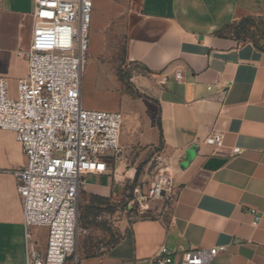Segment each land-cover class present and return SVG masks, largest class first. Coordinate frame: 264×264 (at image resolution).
I'll use <instances>...</instances> for the list:
<instances>
[{
  "label": "crops",
  "instance_id": "obj_1",
  "mask_svg": "<svg viewBox=\"0 0 264 264\" xmlns=\"http://www.w3.org/2000/svg\"><path fill=\"white\" fill-rule=\"evenodd\" d=\"M93 1V83L122 114L124 157L103 159L84 192L117 197L136 179L125 158L150 151L172 164L177 189L167 214L132 222L81 264H143L163 247L179 264L215 247L226 251L211 264H264V0ZM35 10V0H0V78L13 96L28 75L20 53L31 47ZM211 159L225 162L207 170ZM26 164L15 135L0 129V264H27L14 176ZM32 233L45 248L40 229Z\"/></svg>",
  "mask_w": 264,
  "mask_h": 264
},
{
  "label": "built area",
  "instance_id": "obj_2",
  "mask_svg": "<svg viewBox=\"0 0 264 264\" xmlns=\"http://www.w3.org/2000/svg\"><path fill=\"white\" fill-rule=\"evenodd\" d=\"M35 1L31 47L20 53L28 75L16 96L0 78V129L15 135L27 158L26 166L14 172L24 206L27 264H68L73 258L79 264L80 195L87 175L104 170L103 159L123 160V118L120 112L83 106L93 0ZM176 79H182L181 71ZM219 140L216 133L206 142L216 145ZM173 187L174 180L161 175L151 194L162 198ZM35 228L47 229L45 248L35 240ZM224 251L226 247L193 249L182 254L181 264H211ZM143 264L179 262L163 247Z\"/></svg>",
  "mask_w": 264,
  "mask_h": 264
},
{
  "label": "rangeland",
  "instance_id": "obj_3",
  "mask_svg": "<svg viewBox=\"0 0 264 264\" xmlns=\"http://www.w3.org/2000/svg\"><path fill=\"white\" fill-rule=\"evenodd\" d=\"M94 13L95 7L93 9L92 27ZM95 59L96 57L92 54L90 45L83 79V106L88 109L115 112L116 101L112 97H109L103 89L97 90L98 86H94L93 71L94 64L96 63ZM124 69L123 78L128 80L130 69L127 67H124ZM160 157L157 151H150L125 158L128 159L126 160L127 166L134 167L139 172L138 179L134 181L136 185L133 191L131 190V186L134 182L128 183L126 181V190L120 195L103 202L98 201L95 203L91 197L82 191L80 195V214L82 215L86 206L94 207L87 220L83 221L82 218L80 220L77 251L80 260L86 258V255L90 252L100 253L103 249L111 247L113 242L122 236L125 228L132 222L143 218H160L168 213L171 200L177 189L175 182L173 189L164 192L162 198H156L151 194V190L159 176L164 175L169 178L172 176L170 171L172 164L165 158L159 161ZM89 183H92L91 179ZM135 189H138V191L136 192ZM39 229L40 236L42 233L43 239L46 237L47 240V229ZM81 261H79V264H81ZM68 264H74V258L70 259Z\"/></svg>",
  "mask_w": 264,
  "mask_h": 264
},
{
  "label": "trees",
  "instance_id": "obj_4",
  "mask_svg": "<svg viewBox=\"0 0 264 264\" xmlns=\"http://www.w3.org/2000/svg\"><path fill=\"white\" fill-rule=\"evenodd\" d=\"M138 177H139V172L137 171L136 179H138ZM135 185H136V182H134V184L131 186V190L132 191L134 190ZM91 198H92V200H93L94 203L95 202H98V201L99 202H103V201L108 200L107 198H103V197H99V196H92ZM93 207L94 206H86L85 209L82 212V215L80 214V220H81V218H82L83 221L87 220L89 218V215H90ZM120 238H118L115 242H113V244H115L116 242H118L120 240ZM97 254H98V252H96V253L95 252H93V253L90 252L89 254L86 255V258H88V257H94Z\"/></svg>",
  "mask_w": 264,
  "mask_h": 264
},
{
  "label": "water",
  "instance_id": "obj_5",
  "mask_svg": "<svg viewBox=\"0 0 264 264\" xmlns=\"http://www.w3.org/2000/svg\"><path fill=\"white\" fill-rule=\"evenodd\" d=\"M193 153L192 152H188L187 154V159L190 160L192 159ZM225 162V160H220V159H211L205 166V168L207 170H213L216 169L217 167L221 166L223 163Z\"/></svg>",
  "mask_w": 264,
  "mask_h": 264
}]
</instances>
